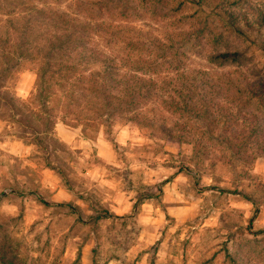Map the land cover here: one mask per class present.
<instances>
[{
  "label": "rangeland",
  "instance_id": "rangeland-1",
  "mask_svg": "<svg viewBox=\"0 0 264 264\" xmlns=\"http://www.w3.org/2000/svg\"><path fill=\"white\" fill-rule=\"evenodd\" d=\"M67 39L163 100L72 121L37 87ZM0 70V264H264V0H0Z\"/></svg>",
  "mask_w": 264,
  "mask_h": 264
},
{
  "label": "trees",
  "instance_id": "trees-1",
  "mask_svg": "<svg viewBox=\"0 0 264 264\" xmlns=\"http://www.w3.org/2000/svg\"><path fill=\"white\" fill-rule=\"evenodd\" d=\"M82 28V25L76 23L67 25L63 29V34L71 38L73 34H80ZM66 41L57 40L50 43L44 61L39 67L37 87L38 91L44 92L46 95L55 94L56 89L60 90L63 96L68 99V102L65 103L68 109H63L64 114L68 116L73 114L72 121L80 122L83 127L94 126L95 123L98 124L102 121L108 124L111 122L112 116L116 115L130 122L140 123V119H137L136 116H141L140 111H143V107L148 106L151 101L157 103L163 100L157 92L158 89H161L159 88V79L156 81L147 71L140 72L141 69H147L153 65L151 60H139L138 69L135 71L124 69L130 66L126 63L118 64L115 60L85 61L73 56L80 50V47L70 43L74 42L71 39ZM230 56L231 54L228 53L220 54L217 58ZM1 73L2 71L0 80L2 79ZM192 85L194 84L190 83V87ZM193 87L196 88V86ZM246 87L250 94L256 95L250 84L247 83ZM175 91L183 95L182 89ZM170 100L168 102L170 105L179 108L176 97H171ZM84 101L85 104H88L87 110L89 111L82 109ZM43 104L45 105L46 102ZM188 104L191 108L189 111H192L193 104L191 101L186 102L187 106ZM80 105L81 107H79ZM10 106L13 107L14 104H10ZM72 106L78 109L73 111ZM64 120L67 121L68 117L66 116ZM79 260L80 254L74 264H77Z\"/></svg>",
  "mask_w": 264,
  "mask_h": 264
},
{
  "label": "crops",
  "instance_id": "crops-1",
  "mask_svg": "<svg viewBox=\"0 0 264 264\" xmlns=\"http://www.w3.org/2000/svg\"><path fill=\"white\" fill-rule=\"evenodd\" d=\"M19 146L22 147L21 144H20V142H12L11 151H13V147L15 148V151H16L17 149H19Z\"/></svg>",
  "mask_w": 264,
  "mask_h": 264
}]
</instances>
